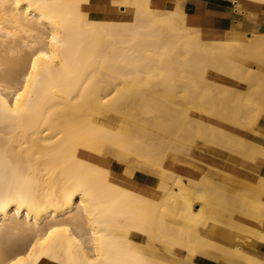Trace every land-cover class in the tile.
<instances>
[{"label": "bare ground", "instance_id": "6f19581e", "mask_svg": "<svg viewBox=\"0 0 264 264\" xmlns=\"http://www.w3.org/2000/svg\"><path fill=\"white\" fill-rule=\"evenodd\" d=\"M107 2L0 0V264H209L215 253L264 264L200 232L220 224L264 242V177L212 184L164 167L192 157L200 130L264 159L228 131L264 116V39L210 38L177 3ZM209 70L239 87L207 82ZM107 154L156 197L114 181L98 162Z\"/></svg>", "mask_w": 264, "mask_h": 264}, {"label": "crops", "instance_id": "0c3cea01", "mask_svg": "<svg viewBox=\"0 0 264 264\" xmlns=\"http://www.w3.org/2000/svg\"><path fill=\"white\" fill-rule=\"evenodd\" d=\"M91 1L96 2L97 0ZM154 2L163 8H173L177 3L185 12L189 24L199 28L203 34L210 38L230 33H243L247 38L264 39V1L154 0ZM228 131L255 146H264V116L259 118L252 129L253 132L232 127H229ZM229 151L212 146L208 148L205 154L194 153L191 160H186L177 155H169L165 164L168 170H175L176 174L192 180H199L207 172L208 166L222 169L226 173L249 183H256L258 178L264 177V159L261 156L251 154V158L247 157L246 159L248 155L246 150L236 151L239 154L235 151L233 153ZM243 155H246L245 158ZM137 181L139 182L137 185L141 188L152 186L151 182L142 176H139ZM202 233L213 242L229 247L239 246L245 254L264 261L263 241H258L247 234L234 231L220 224H208ZM213 257H218L217 261ZM205 259L209 264H232L231 256L226 254L215 253L212 257Z\"/></svg>", "mask_w": 264, "mask_h": 264}, {"label": "rangeland", "instance_id": "374dc122", "mask_svg": "<svg viewBox=\"0 0 264 264\" xmlns=\"http://www.w3.org/2000/svg\"><path fill=\"white\" fill-rule=\"evenodd\" d=\"M96 3H99V4H106V3H108L107 2V0H97L96 1ZM232 60H234V61H236V62H238L239 64H243V66H245V67H248V68H250V69H254V70H257V71H262L263 72V70L259 67V66H257V65H255V64H251V63H249V62H243V61H241V60H238V59H234V58H232ZM206 81L207 82H211V81H213V82H216L218 85H227V86H235V87H239V84L236 82V81H233V80H230L229 78H227V77H224V76H221V75H218V74H216L214 71H211V70H209L208 71V73H207V75H206ZM193 115L196 117V118H199V119H201V120H205V115L204 114H202V113H199V112H193ZM206 121V120H205ZM205 130V129H204ZM207 133V130L205 131V134H204V131L202 130V132H201V130L199 131V134H195L196 136H193V138H195V137H197V138H195V139H193L194 140V144H192V146H193V150H192V153L194 154V153H198V152H201V154H205L207 151H208V148L209 147H212V146H217V147H219V148H222L223 149V147H221V146H219V145H217V144H213L212 142L210 143L209 141H208V139H207V141L205 140L206 139V134ZM205 135V138L204 137H202L203 135ZM198 137H200V138H198ZM204 138V139H203ZM105 145V144H104ZM193 154H192V157H193ZM179 156V157H181V158H184V159H186V160H191V158L192 157H188V156H184L183 154H179V153H175V155L174 156ZM99 160H98V162H99V164H101V165H103V166H106V167H108V168H110V172L112 173V174H116L114 177H113V180L114 181H116L118 184H120V185H123V186H126V187H131V188H134L135 190H137V191H139V192H141V193H144V194H148V195H151V196H153L154 198L156 197V192H152L151 194H150V192L151 191H149V189L147 188V187H143V188H141V187H139L138 185H133L132 183H133V181H135V180H137L138 179V175H135V176H133V177H129V176H127L126 175V173L124 172V171H126L127 169H129L133 164L132 163H128V164H119V165H116V166H114V168L113 169H111V165H113L115 162H114V159L110 156V155H104V156H102V157H99L98 158ZM131 159H133V157L131 158ZM164 167L166 168V169H168L167 168V165L165 164L164 165ZM170 171H172V172H174L175 174H176V171L175 170H170ZM205 174H207V177H208V179H209V181L212 183V184H216V183H227V184H229L230 185V182L228 181V179H230V180H232V181H235V182H237V183H242V184H244V185H250V184H252V183H249V182H246V181H243V180H240V179H238V178H236L235 176H233V175H230L229 173H226L224 170H222V169H219V168H215V167H212V166H208V170H207V172L205 173ZM122 177H121V176ZM118 178V179H117ZM184 178V177H183ZM121 180V181H120ZM128 180L130 181V182H128ZM127 181V182H126ZM133 185V186H132ZM152 185V184H151ZM135 186V187H134ZM149 188H151V189H154V186L152 185L151 187H149ZM144 189H146V190H144ZM200 232H202L201 230H200ZM151 247H153V248H156L157 247V244H156V241L155 240H153L152 241V243H151V245H150ZM160 255L159 254H157V255H155V256H153V257H155V258H157V259H160V257H159ZM213 259L215 260V261H217V259H218V257H213ZM218 264V263H217Z\"/></svg>", "mask_w": 264, "mask_h": 264}]
</instances>
